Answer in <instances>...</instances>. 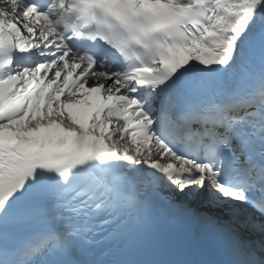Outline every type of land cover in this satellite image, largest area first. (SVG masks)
Listing matches in <instances>:
<instances>
[{"label": "snow or ice", "instance_id": "1", "mask_svg": "<svg viewBox=\"0 0 264 264\" xmlns=\"http://www.w3.org/2000/svg\"><path fill=\"white\" fill-rule=\"evenodd\" d=\"M0 264H264V0H0Z\"/></svg>", "mask_w": 264, "mask_h": 264}]
</instances>
